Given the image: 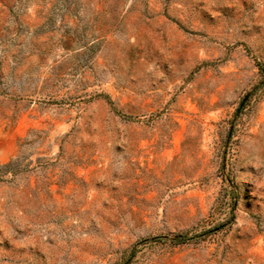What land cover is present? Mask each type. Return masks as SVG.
<instances>
[{"label":"rangeland","instance_id":"obj_1","mask_svg":"<svg viewBox=\"0 0 264 264\" xmlns=\"http://www.w3.org/2000/svg\"><path fill=\"white\" fill-rule=\"evenodd\" d=\"M10 163L0 264H264V0H0Z\"/></svg>","mask_w":264,"mask_h":264},{"label":"trees","instance_id":"obj_2","mask_svg":"<svg viewBox=\"0 0 264 264\" xmlns=\"http://www.w3.org/2000/svg\"><path fill=\"white\" fill-rule=\"evenodd\" d=\"M13 163H10L6 166H0V169L2 170V172L0 173V179H2L6 174L11 173V167H12ZM14 173V172H12Z\"/></svg>","mask_w":264,"mask_h":264}]
</instances>
